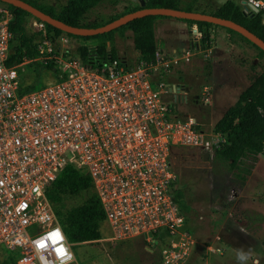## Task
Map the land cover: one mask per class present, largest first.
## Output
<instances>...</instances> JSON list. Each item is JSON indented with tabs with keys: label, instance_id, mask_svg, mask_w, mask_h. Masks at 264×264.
<instances>
[{
	"label": "built area",
	"instance_id": "2783aa9c",
	"mask_svg": "<svg viewBox=\"0 0 264 264\" xmlns=\"http://www.w3.org/2000/svg\"><path fill=\"white\" fill-rule=\"evenodd\" d=\"M12 18L0 4V248L16 251L9 264L75 261L74 243L46 196L67 165L91 178L107 229L98 241L140 237L146 250L160 247V264H182L195 240L173 196L171 149L196 148L212 160L227 143L222 133L177 112L179 81L172 76L194 54H211L210 44L201 46L203 33L193 24L188 43L158 46L150 60L118 57L87 66L56 54L43 32L37 59H53L65 75L22 92L18 69L27 60L6 64ZM199 101L211 103L210 87H202Z\"/></svg>",
	"mask_w": 264,
	"mask_h": 264
},
{
	"label": "rangeland",
	"instance_id": "374dc122",
	"mask_svg": "<svg viewBox=\"0 0 264 264\" xmlns=\"http://www.w3.org/2000/svg\"><path fill=\"white\" fill-rule=\"evenodd\" d=\"M26 1L54 7L56 12L65 3V0ZM224 1L198 0L195 9L211 14ZM232 1L246 13L253 11L250 0ZM260 2L263 6L259 9L264 10V0ZM137 4V0H104L86 12L81 21L90 26L104 23ZM164 21L159 18L154 24L156 46L180 49L189 38L188 28H168ZM23 25L28 33L37 32L41 36L45 32L56 39L60 53L67 50L74 56L75 49L81 44L91 46L106 43L110 46L108 41H82L65 34L54 38L43 22L32 15L23 17ZM210 31L211 54L207 58L199 53L194 54L189 63L181 65L172 76L174 81H177L178 74L183 77L178 81L189 97V103H179L178 115H191L199 123V128L208 130L213 129L214 122L234 102L239 91L256 82L264 69V57L256 58L257 50L247 42L235 35L231 39L221 27H211ZM111 46L126 59L138 57L130 30L122 34L114 33ZM19 69L21 77L28 81L31 68L24 64ZM42 74L45 84L56 79L53 71ZM203 86L211 89L210 104L199 101ZM170 162L176 174L173 188L183 191L189 205V210L182 213L185 228L195 240L182 264H264V150L256 156L244 158L238 169H231L228 162L214 160V157L211 160L200 150L185 146L172 147ZM106 230L105 226L104 233ZM138 240L142 238L123 243V254L117 263L108 256L104 241L75 245V261L68 264H140L143 255ZM216 249L218 251H213ZM155 250L156 253L160 252L158 247ZM241 254L246 257L244 261L239 259Z\"/></svg>",
	"mask_w": 264,
	"mask_h": 264
},
{
	"label": "trees",
	"instance_id": "16d2710c",
	"mask_svg": "<svg viewBox=\"0 0 264 264\" xmlns=\"http://www.w3.org/2000/svg\"><path fill=\"white\" fill-rule=\"evenodd\" d=\"M102 1L104 0H65L62 9L58 13L51 7L45 8L33 1V3H29L66 24L84 27L102 25L122 14L140 8L138 3L136 6L127 8L120 14L107 19L104 23L98 22L94 23L92 26L85 25L81 21L84 14ZM197 1L198 0H146L145 5L147 7H169L187 11H198L195 9ZM0 4L6 5L13 12V18L9 22V29L13 37L9 43L6 64L8 66H16L27 60L25 64L31 68L28 81L21 77V71L18 69L20 74V91H30L39 86H44L45 83L42 79V73L44 72L53 71V75L56 78L55 81L61 79L65 74L53 59L47 61L37 59V44L40 40V35L37 32L28 33L23 25V17L31 14L2 1H0ZM211 14L232 20L244 26L264 41L263 9H259L257 12L250 11L246 13L232 0H225L222 4L217 6ZM159 18L171 17L148 15L135 18L108 32L89 36L65 33L45 22H43V24L48 33H52L54 38L58 37L60 34H65L67 37L78 38L82 41H108L110 43L109 47L106 43L94 44L91 46L81 44L75 49L74 56L70 55L67 50L61 53L66 58H75L87 66H93L102 60L122 57L111 45L114 33L122 34L125 30H130L132 32L133 45L138 52V58L145 60L152 59L157 48L154 24ZM175 19L184 21L189 25L196 24L198 29L203 33V37L200 41L202 47L210 44V28L221 27L231 39L233 35L238 36L255 48L258 52L255 55L256 58L259 59L264 57V51L262 49L230 28L205 21ZM47 36L53 43L55 53L59 54V45L56 39H53L50 35ZM182 79L183 77L178 74L177 81ZM179 116L183 118L185 115L179 114ZM213 130L222 133L227 140V143H223L221 147L215 151L214 160L228 162L231 169H238L244 158L256 156L264 150V69L262 74L256 79V82L248 84L239 91L234 102L228 106L222 115L214 122ZM46 196L69 242L91 243L98 241V239L103 236L105 227L104 212L98 196L93 189L91 178L86 171L72 165H67L52 182L46 191ZM173 196L181 213L189 210V205L185 201L181 189L173 188ZM125 242L130 241H120L114 244L105 242L104 244L108 256L115 263L118 262V259L123 254V243ZM137 244L143 255L140 264H160V252L156 253L155 248L153 251L146 250L143 240H138ZM262 245L264 250V238L262 239ZM158 248L160 247L158 246ZM8 253L5 249L0 248V264L14 262L16 251H9ZM1 256H4V258L2 259Z\"/></svg>",
	"mask_w": 264,
	"mask_h": 264
},
{
	"label": "water",
	"instance_id": "95a60500",
	"mask_svg": "<svg viewBox=\"0 0 264 264\" xmlns=\"http://www.w3.org/2000/svg\"><path fill=\"white\" fill-rule=\"evenodd\" d=\"M4 3L11 4L15 7H18L22 10L27 11L32 16L36 17L42 22H45L57 29H60L61 31L73 35H79V36H89V35H95L99 33L108 32L110 30H113L135 18H140L148 15H163V16H169L172 18H179V19H190V20H196V21H205L213 24H217L223 27L230 28L245 38H247L250 42L258 46L260 49L264 51V41L255 35L253 32L249 31L244 26L229 20L225 19L213 14L199 12V11H187L179 8H169V7H147L145 5L146 0H137L140 8L127 12L125 14L120 15L119 17L104 23L102 25L96 26V27H84V26H73L66 24L62 22L59 19L54 18L53 16L43 12L42 10L38 9L37 7L33 6L29 2L25 0H0ZM250 7L254 12H257L259 9L257 6L253 5L252 3H249ZM264 22V20H263ZM172 87H169V90L172 91ZM156 242V241H155Z\"/></svg>",
	"mask_w": 264,
	"mask_h": 264
},
{
	"label": "crops",
	"instance_id": "0c3cea01",
	"mask_svg": "<svg viewBox=\"0 0 264 264\" xmlns=\"http://www.w3.org/2000/svg\"><path fill=\"white\" fill-rule=\"evenodd\" d=\"M260 1V0H259ZM52 4V3H51ZM222 4V3H221ZM39 5H41V4H39ZM220 5V4H219ZM41 6H43V5H41ZM43 7H45V6H43ZM51 6H46L45 8H50ZM63 7V6H62ZM62 7L59 9V11L62 9ZM51 8H53V10L55 11V8L54 7H51ZM59 11H55L56 13H58ZM162 20H165L164 21V24L166 25V27H177V26H181V27H186V28H188V31L190 32V35H189V38L185 41V44L186 43H188V40L191 38V27H192V25H189L188 23H186V22H180V21H177L178 19H172V17H171V19L170 18H161ZM78 244H81V243H74V246L75 245H77L78 246ZM86 244V243H85ZM88 245V244H87ZM213 251H218L217 249L216 250H213Z\"/></svg>",
	"mask_w": 264,
	"mask_h": 264
},
{
	"label": "flooded vegetation",
	"instance_id": "af4514ba",
	"mask_svg": "<svg viewBox=\"0 0 264 264\" xmlns=\"http://www.w3.org/2000/svg\"><path fill=\"white\" fill-rule=\"evenodd\" d=\"M178 86H179L178 91H180V93L175 94L176 99L178 100V105H179V103H189L188 94L180 82H178Z\"/></svg>",
	"mask_w": 264,
	"mask_h": 264
},
{
	"label": "clouds",
	"instance_id": "9594fccd",
	"mask_svg": "<svg viewBox=\"0 0 264 264\" xmlns=\"http://www.w3.org/2000/svg\"><path fill=\"white\" fill-rule=\"evenodd\" d=\"M239 259H240L241 261H244V260L246 259V257H245L243 254H241V255L239 256Z\"/></svg>",
	"mask_w": 264,
	"mask_h": 264
}]
</instances>
